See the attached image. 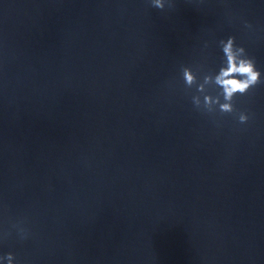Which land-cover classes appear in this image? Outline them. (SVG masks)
<instances>
[{"label": "water", "instance_id": "1", "mask_svg": "<svg viewBox=\"0 0 264 264\" xmlns=\"http://www.w3.org/2000/svg\"><path fill=\"white\" fill-rule=\"evenodd\" d=\"M228 35L262 73L233 98L245 124L179 77ZM17 222L16 264H264V2L0 0V231Z\"/></svg>", "mask_w": 264, "mask_h": 264}, {"label": "clouds", "instance_id": "2", "mask_svg": "<svg viewBox=\"0 0 264 264\" xmlns=\"http://www.w3.org/2000/svg\"><path fill=\"white\" fill-rule=\"evenodd\" d=\"M152 8L163 10L169 0H147ZM264 2V0H262ZM248 22H244L245 29H251ZM205 41L203 48H207ZM218 61L214 68L205 70L202 58L196 68L181 66L179 77L184 89L189 93L192 107L198 112L212 116L213 114H233L238 124H245L250 114L237 111L233 105L235 96L245 95L249 89L261 82L262 73L255 61L246 51L245 46L238 44L231 35L216 41ZM215 122V121H214ZM15 231L20 240L28 238V232L19 222L12 223L10 230L0 231V240H3ZM0 264H16L11 252L0 254Z\"/></svg>", "mask_w": 264, "mask_h": 264}]
</instances>
